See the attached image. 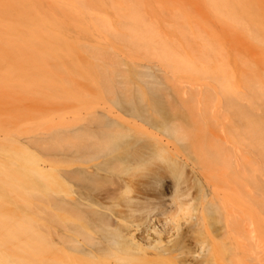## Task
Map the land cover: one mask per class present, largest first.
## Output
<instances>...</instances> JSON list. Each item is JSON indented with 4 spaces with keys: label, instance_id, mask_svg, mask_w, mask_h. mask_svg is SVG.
<instances>
[{
    "label": "rangeland",
    "instance_id": "1",
    "mask_svg": "<svg viewBox=\"0 0 264 264\" xmlns=\"http://www.w3.org/2000/svg\"><path fill=\"white\" fill-rule=\"evenodd\" d=\"M40 3L46 15L62 23L61 40L46 49L24 47L30 56L18 67L28 69L31 77L14 80L21 88L16 93L0 85V169L4 174L15 170L12 179L0 175V214L26 231L10 238L0 230V264H48L50 229L55 258L63 264H264V197L255 186L264 185L261 144L254 128L227 105L231 96L245 105L246 113H263L264 0ZM249 14L262 28L251 30ZM150 72L159 86L148 78ZM144 116L164 124L155 133L170 142L171 155L184 171L175 173L168 162L153 159L127 177L134 185L119 192L115 208L128 215L132 227L155 219L159 244L141 253L114 248L96 259L85 257L73 242L60 243L58 230L77 227L84 244L104 241L102 230L93 219L51 204L50 196L71 201L85 192L98 199L116 189L108 181L92 184L76 175L67 187L60 176L104 161L89 159L80 145L98 140L108 120L130 123L131 130L116 131L146 144L145 132L153 129L143 124ZM167 117H175L173 123ZM211 152L220 161L212 160ZM37 165L47 168V180L35 172ZM176 189L185 194L177 199L182 209L174 203ZM166 222L172 231L165 230ZM110 230L120 236L125 228ZM186 235L196 244L186 242Z\"/></svg>",
    "mask_w": 264,
    "mask_h": 264
},
{
    "label": "bare ground",
    "instance_id": "2",
    "mask_svg": "<svg viewBox=\"0 0 264 264\" xmlns=\"http://www.w3.org/2000/svg\"><path fill=\"white\" fill-rule=\"evenodd\" d=\"M41 7H42V4L40 3V0H0V85L4 84L6 86L5 90L10 91L12 93L17 92L16 88H19V90L21 89L20 86L14 82V80H16V79L23 80V79H28L31 77V73L28 69L23 68V67L22 68L18 67L19 64H21V65L27 64L26 58L28 56H30V53L25 52L23 50V48L24 47H30V46H38V47H42L43 49H46L51 43H56L59 40H61L59 35L63 31L62 23H60L55 18H51L48 15H46L42 11ZM61 9L62 8H60V11L63 10V9L62 10ZM249 15H250L249 17H250L251 22H252V26H249V27H252L251 30H259V28H262V27L258 26L256 24V22L252 19L253 18L252 16H254V14H249ZM77 20L82 22L81 16L77 17ZM132 21H133V19H132ZM133 22H135V21H133ZM75 23H77V22H75ZM82 24H83V22H82ZM129 28L130 27L126 28L127 31L132 29V28H130V29ZM130 32H131V30H130ZM136 33L138 34V32H136ZM136 33H135V35H136ZM132 34H134V33L132 32ZM140 34H138V35H140ZM139 39H140V37H139ZM141 40H143V39H141ZM143 41L146 42L145 39ZM149 42H153V41L149 40ZM154 42H156V41H154ZM161 43H162V41H161ZM164 47H166V46H164ZM3 48H7L8 50L3 51L2 50ZM166 48H164L165 51H166ZM163 52H162V54H163ZM167 54L164 53L165 57H162L165 59V62H167V60H168V59H166L168 57ZM169 55L171 56V53H169ZM35 56H37L38 58H41V55L35 54ZM43 57H45L44 53H43ZM171 58L172 57H170V60L173 59V58L172 59ZM177 58L178 57H176V59ZM159 59H160V56H159ZM170 65L173 66L174 64H172L170 62ZM180 65H183V64H180ZM148 70H150V68ZM150 74H151V75H149L150 77H148V76L147 77L149 79H151V81L154 83L153 85L161 84L159 79L156 78L155 75H152V72H150ZM145 85H147V83ZM161 87H163V85ZM225 88L226 87H224V89ZM0 90H2V88ZM226 90L227 89L223 90V92ZM259 94L260 93H258V95ZM167 95H169V93ZM229 97H230V100L227 101V105L230 108H232L235 112H237V116L241 121H247V124L249 125V127L251 126L250 128H252V129L254 128L255 131H254L253 135H254L255 139H259V141L261 142L260 143L259 141H257V142H259V144H261L260 145L261 148L259 147L260 148L259 151L263 154V155H261V157L264 159V110H263V113H257L258 111H256L255 114L246 113L245 105L239 104L237 100L232 99L231 96H229ZM224 98L227 99L228 97L225 96ZM158 100H160V99H158ZM163 102H165L167 104V101H165V100L162 101V99L159 101V104L164 105ZM239 102H241V101H239ZM173 104H175V103H173ZM162 113L166 114V112H164V111ZM147 116L142 117L141 120H142L144 125L153 129L154 132H152L153 130L151 131L149 129L145 132V135L147 137L146 144H138L137 142L134 143L132 141L126 140L124 138L125 135L122 132L116 131L117 128H120V129L125 130V131L127 129L131 130L132 128L130 127V123H128V122L119 123L118 120H108L106 123L104 122V125L102 126L103 130H101L100 132H97L98 137H99L98 140L97 139L92 140L89 142L82 143V145H80V151H82L83 153H86L85 156H87L89 159L95 160V159H97V157H102L104 159V161L102 163H100L99 165L86 166V168H81L78 172H74V173H70V174L66 173V174H62V176H60V178H61L60 183H63V186L67 185V187L70 186V182L72 181L71 178L73 179V177L76 175V176L82 177L85 182H90L92 184H97L100 181H108L113 186L117 187L116 189L109 190L106 193L104 198H98V199L90 198V197L84 195L85 192H84V194L79 193L78 197H76L75 199H73L71 201L61 198L59 201L56 202L53 195L50 196V203L51 204H54V202H55V206H57L59 208L69 207L72 211H74L78 215H82L81 217H84L87 220L90 219L91 223H92V219H93L94 222L102 230L101 235H102V238H104V241L97 242L96 244L95 243H93V244L82 243V241L80 240V234H79V231L77 230V227L68 228V227L64 226L63 229L58 230L57 235L60 238V243L64 242V239H67L70 242H73L75 244V246L77 245L76 247H78L77 248V249H79L78 251L82 255H84L85 257H89L91 259H96L98 257V253L100 254L102 252L109 251V250L114 249V248H120L123 252H127L128 254H130L132 252L141 253V252H145L146 246H154L155 247L156 245L159 244V239L154 237V231L157 232L156 231L157 226L155 224V222H156L155 219H153L152 217H150L151 219L147 218V220H146L147 224H145L146 227L144 224H135L132 227V224H133L132 222L127 223V221L129 220V218H127L128 215L125 212L121 213V211H119L115 208V205L118 203V200H119V195H120L119 192L124 191V190L128 191L134 185V180L128 179L127 177H131L130 175H131L132 171H135L141 167H144L146 164L151 163L153 159H163L165 162L169 163L170 169L173 172H175V170H176L178 174H182L184 171L183 167L171 155L172 152L170 149V145H171L170 142L165 143L160 138V136H158L155 133V132L161 133V129L164 127V124L160 123L158 120H152L151 117H147ZM174 118L175 117H170V118L167 117L166 121L171 120L173 123ZM229 121H230V119H229ZM140 127L141 126H138V128H140ZM165 130H166V128H165ZM246 130H245V132H246ZM252 131L253 130H251V132ZM172 132H174V131H172ZM235 133H237V132H235ZM177 134H174V135H177ZM221 134H223V133H221ZM243 136L245 139L246 138L245 135H243ZM251 136L252 135H249V138H251ZM237 137L238 136H236V138ZM254 138L252 140L256 142V140H254ZM241 140H242L241 142L243 143V139H241ZM218 142H220L219 139H218ZM235 143H237V142H235ZM209 146H211V145H209ZM249 146H251V145H249ZM249 146H247V147H249ZM229 148H230V146H229ZM229 148H227V149L229 150ZM216 149L219 150V148H216ZM216 149H215V151H216ZM251 149L254 150V148H252V147H251ZM190 151H191V149H190ZM259 151H258V153H259ZM220 152L221 151L219 150V153ZM223 152H226V151L223 150ZM213 153H215V152L213 151ZM213 153L211 154L212 156L214 155ZM233 153H234V149H233L232 154ZM196 154L198 155V153H196ZM211 155H210V157H211ZM233 155H235V154H233ZM215 156H217V155H215ZM205 158H207V157H205ZM214 158H216V160H214V161H220L217 159V158H219L218 156L217 157L213 156V158L211 157L212 160ZM4 159L6 161H10V157L8 155L5 156ZM224 159L226 160V158H224ZM225 160H224V163L227 164V162H225ZM208 161H209V159H208ZM232 161L230 162V164L232 163V166H233L234 163ZM87 163H90V162L88 161ZM229 166H231V165H229ZM37 169H39V171L38 172L35 171V172L38 174V176L40 178H45L46 180L49 178V176L47 174H44L47 171L46 167L43 168V167H39V165H37ZM6 171H8L9 173L4 174V172L0 169V175L2 173V175H6V176L10 177L11 179L15 176V170L13 168H8V170H6ZM255 186H256L258 193L262 197H264V185H260L258 183H255ZM5 187L7 188L8 185ZM48 188H49L48 191L50 192L52 186H48ZM10 190L12 191L11 188H10ZM175 193H176V196L174 199H176V200L174 201V203L177 204L178 209H182L183 205H182V203H177V201H178L177 199L184 198L185 194L179 195V191L177 189H176ZM134 213L135 212H131V214L129 216H134ZM168 223L169 222H166V224L164 226L165 230L169 229L170 231H172L173 229L171 228V225H169ZM119 225L124 226V228H125L124 232L120 236H113L110 233L111 232L110 229H117ZM16 226L17 225H15L13 223V220L11 219V217H10V219H7L6 216L2 217L0 214V230L4 229L3 232L5 234L8 233V236L10 238H18L23 233V230L25 231V229H23V230L21 228L18 229ZM167 234H169L168 231H167ZM49 235H50V237L48 240L49 241L48 246L50 247L49 248L50 258H49L48 264H63V263L58 262L57 259L55 258V252H56L55 243L56 242L54 239L53 230L50 229ZM121 237L123 238V240L121 239ZM185 241L190 242L191 243L190 245L196 244V241L191 239L187 235H186ZM58 252L65 254V252L63 250H58ZM215 254H216V251H213L211 253L212 258L215 256Z\"/></svg>",
    "mask_w": 264,
    "mask_h": 264
}]
</instances>
